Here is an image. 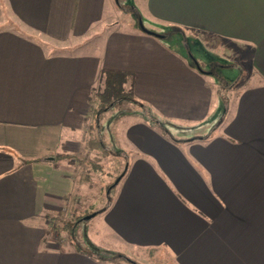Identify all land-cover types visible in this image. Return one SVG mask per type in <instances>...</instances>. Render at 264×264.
<instances>
[{"label": "crops", "instance_id": "crops-1", "mask_svg": "<svg viewBox=\"0 0 264 264\" xmlns=\"http://www.w3.org/2000/svg\"><path fill=\"white\" fill-rule=\"evenodd\" d=\"M142 2L146 28L216 36L250 51L255 72L226 106L232 78L118 26L120 0H0V264H116L47 238L46 214L78 199L102 69L134 73L136 97L170 125L165 134L138 109L117 112L132 158L102 212L103 240L168 263L264 264V0Z\"/></svg>", "mask_w": 264, "mask_h": 264}, {"label": "rangeland", "instance_id": "rangeland-1", "mask_svg": "<svg viewBox=\"0 0 264 264\" xmlns=\"http://www.w3.org/2000/svg\"><path fill=\"white\" fill-rule=\"evenodd\" d=\"M120 1L122 3L118 9V26L138 28L141 31H145L142 29V25L149 26V20L142 0ZM150 30H156L161 34L165 32L166 36L164 41L189 59L191 63L195 64V60L201 61L200 63L202 66L206 70L212 72V76H217L216 73H222V75L225 76L224 72H227L228 77L232 78L230 80L234 81L227 83L228 81L225 80L230 86H223L226 106L230 104V100L233 99L238 90L247 82V78L255 72L251 64L250 51L241 49L242 52L239 53L237 50L234 54V50H230L225 46L228 45V43L216 36L200 33L187 27H170L167 24L161 25L153 23ZM180 35L183 36L181 37ZM80 50L82 49H79V51ZM221 59H225V61ZM225 62H227L226 64L232 65V67L226 69V66H224ZM225 87H227L226 91ZM132 108L138 109L139 107L134 105ZM129 110L132 109L129 108ZM117 112L119 114L123 111L118 108H113L108 111V113L106 112L107 114H104L105 116L102 117L100 121L102 127H99V131L101 130L100 134L102 138H104L110 152L109 155L102 160L103 170L101 172H93L91 180L89 182H84V186L82 187L79 182L80 177L88 171L85 161L89 160L92 155L90 156L87 154L83 158L82 154L80 162L77 165L78 171L76 173L75 192L78 193V199L75 204L68 205L69 208L67 211L69 213L71 207L76 206L79 211L86 213L85 216L87 218L78 223L75 232V240L84 249L97 253L99 256L107 257L116 264H133V262H128L123 259L120 254L132 258L134 264H175L173 261L168 263L165 258L161 257V259L158 255V250H133L132 246H118L114 240L110 243L107 241L108 239L106 237V240H103L102 212L108 201L113 199L117 187L115 184L128 167L129 161L132 158L129 153L130 151H127L128 148L125 146L120 135L123 130L121 121L124 120L121 119L120 116L123 114L118 115ZM210 118L207 120L208 123L205 124L206 127L210 122L211 124L215 123L218 116L213 115ZM165 126L166 129H168L170 125L165 122ZM180 131L181 129L179 128L178 131L174 130L173 133L179 137L185 136V134L180 133ZM87 208L88 210L85 211L84 209ZM94 212L97 214L93 216ZM96 241L99 244H97Z\"/></svg>", "mask_w": 264, "mask_h": 264}, {"label": "trees", "instance_id": "trees-1", "mask_svg": "<svg viewBox=\"0 0 264 264\" xmlns=\"http://www.w3.org/2000/svg\"><path fill=\"white\" fill-rule=\"evenodd\" d=\"M177 27V25H169ZM153 31V30H152ZM150 33L151 35L164 40L166 33L157 32L156 30L153 32L145 31ZM155 32L157 34H155ZM181 37L183 35H180ZM171 46V45H170ZM173 47V46H171ZM226 69L232 67L230 64H225ZM227 73V72H226ZM217 76L222 77V73H216ZM232 75V74H231ZM226 76V74H225ZM233 81V80H230ZM229 81V82H230ZM134 83H135V75L130 71L124 70H114V69H102L99 76L98 84L93 87L90 103L92 104V108L89 112V116L87 121L85 122V127L88 130L90 136L88 137L86 143L87 154L92 155L89 160L85 161V165H87L88 171L81 176L82 182H89L91 180V176L93 172L102 171V160L104 157L109 155V150L107 148V144L102 138L98 128L100 124V120L103 114L113 108H118L120 110H135L132 106L137 105L138 110L141 112L142 116L149 121L152 125L157 126L163 133L167 134L168 131L165 126V119L162 116H159L153 108L148 104L141 100H139L134 92ZM221 94L224 96L223 92ZM169 134V133H168ZM206 136H202L205 138ZM86 154V155H87ZM55 159L63 158V157H76L75 155H67V154H53ZM39 161H47L48 158H35V159H26L25 162H39ZM127 168L120 176L115 186L119 184L120 180L124 177ZM76 191V190H75ZM77 192H73L71 197L77 196ZM85 211L88 210L84 209ZM85 212H81L78 210L76 206H72L69 213L65 210L55 211L51 213H47L46 217L48 219V229H47V238L58 241L62 245L69 241L72 245L75 246L76 249L84 251L82 246L75 240V232L78 223L82 220L86 219ZM97 214V213H96ZM95 212L93 216L96 215Z\"/></svg>", "mask_w": 264, "mask_h": 264}, {"label": "water", "instance_id": "water-1", "mask_svg": "<svg viewBox=\"0 0 264 264\" xmlns=\"http://www.w3.org/2000/svg\"><path fill=\"white\" fill-rule=\"evenodd\" d=\"M142 29H143V30H145V31H150V32H153L152 30H150V29L146 28V27H145V26H143V25H142ZM153 33H154V32H153ZM155 34H157V33L155 32Z\"/></svg>", "mask_w": 264, "mask_h": 264}]
</instances>
